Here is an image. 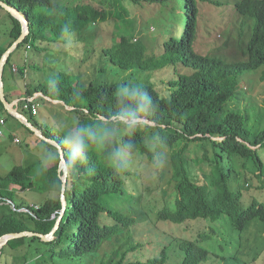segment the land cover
I'll list each match as a JSON object with an SVG mask.
<instances>
[{
	"label": "trees",
	"instance_id": "16d2710c",
	"mask_svg": "<svg viewBox=\"0 0 264 264\" xmlns=\"http://www.w3.org/2000/svg\"><path fill=\"white\" fill-rule=\"evenodd\" d=\"M2 1L29 22V34L14 50L20 52L24 63L16 65L11 53L4 67L3 84L7 74L13 80L16 73L24 77L28 67L34 71L45 68L50 74L44 76L46 79L42 82L27 84L22 97L40 93L43 101L46 98L61 102L77 117L76 127L95 129L105 120L116 125L115 117L121 104L114 94L120 86L147 91L152 109L143 116V122L134 132L121 129L118 133L112 147L123 149L131 145L123 152L126 166L121 169L112 161L108 150L98 151L94 145L82 157L74 159L72 144L66 140L65 132L45 118L39 125L34 119L39 115L25 109L24 101L17 103L16 110L27 116L42 135L57 143L56 146L48 143L55 150L56 166L44 170L40 163H31L14 167L8 175L0 177V237L24 231L45 235L52 230L62 209L58 147L67 165L65 209L52 240L41 241L33 236L11 239L0 249V264H7L5 256L11 251L19 255L22 264L41 257H47L51 264H88L96 256L102 258L98 264H166L173 256H178L181 264H202L212 258L220 259L222 264H256L264 253V202L252 198L249 205H244L242 193L236 192L232 185L235 177L232 159L237 157L243 161V166L256 170L258 179L264 177V159L260 155L264 150V0L233 2L232 11L242 18V25H248V30L241 31L240 26L243 60L230 62L196 50L200 4L209 0H109L117 18L129 15L124 3L158 13L171 7L173 20L166 17L161 20L162 26L169 27L171 32L160 30L161 39L155 54L148 53L147 45L140 38L129 37L121 42L113 39L109 46L101 47L95 74L84 80L80 72H73L74 61L80 59L70 54V50L66 53L67 64L63 59L59 65V59H47L42 68L26 65L25 55L27 51L49 55L54 49L53 43L73 35L75 42H78L77 36L86 38L80 50L83 57L93 53L92 46L86 47V41L92 45L91 35L83 33L107 21L110 16L107 8L90 0ZM210 4L225 7L216 1ZM6 14L11 25L10 46L20 35L22 26L9 12ZM54 28L61 33L57 38L47 34ZM6 49L0 47V57ZM60 49L64 48L60 46ZM6 66L8 72H5ZM256 80L262 83L259 91L240 109L239 97H246L247 87L255 85ZM9 92L4 88L5 99L10 104L13 99ZM258 94L263 95L261 100L256 99ZM0 115L5 117L6 123L7 117H12L1 100ZM10 137L13 142V135ZM190 142L201 144L205 154L199 159L186 157ZM158 144L169 149L178 144L182 146L169 155L175 191L173 205L160 210L157 219L173 224L223 221L225 245L220 249L231 244L235 250L232 254L211 251L208 245L215 240L203 232L196 240L176 238L157 229L151 221L141 223L130 212L110 206L108 201L112 198L130 197L126 185L129 189L136 168L133 160L144 156L153 162V151ZM207 145L210 155H206ZM191 163L196 168L194 172ZM38 181L40 185L36 186ZM12 185L20 192L35 188L42 194L52 193L57 197L46 198L35 210L29 203L14 204L15 193L9 190ZM7 202L28 212L14 210ZM251 226L258 229L257 235L252 236L257 254L250 261H244L238 254L250 240ZM105 242H114L118 247L112 244L110 251L104 254Z\"/></svg>",
	"mask_w": 264,
	"mask_h": 264
},
{
	"label": "rangeland",
	"instance_id": "374dc122",
	"mask_svg": "<svg viewBox=\"0 0 264 264\" xmlns=\"http://www.w3.org/2000/svg\"><path fill=\"white\" fill-rule=\"evenodd\" d=\"M100 6L107 8L110 12V16L106 22L101 23L93 31L88 33H83L84 35L90 34V40L92 45L87 43L86 47H93V53L86 55L84 57L80 54L81 48L84 46L85 39L83 37L77 36L78 42H75L72 37L64 39L62 42L53 43L54 49L49 51V55L42 54L37 55L33 51H27L26 54V65L35 64L44 67L45 60L52 61L53 59H63L62 62L67 64L69 58L66 53L69 51L70 54L76 55L80 61H74L73 72H80L83 80L84 78H92L96 72L98 62L100 60V49L101 47H106L111 44L114 39L116 41H123L129 37L142 39L148 47V53L155 54L158 52L160 37V30L165 29L171 32L169 27L162 26V18H168V20H173L171 7L166 8L162 13H158L153 9L147 7L131 6L124 3V7L128 10V17L117 18L113 13L114 10L110 6L109 0H90ZM211 1H216L220 4H224L225 7H218L210 4ZM235 0H209L201 2L200 4V15L198 24V38L196 42V50L201 53H209L216 56H220L227 62L243 60L242 49L239 42H241V37L239 36V30L241 26V31H247L248 25L244 23L241 24L242 18L234 13L233 2ZM6 10L0 8V15L5 17ZM7 15V14H6ZM53 35L55 38L60 36V31L57 28L52 30V33H47ZM74 40V41H73ZM60 46L64 49H60ZM72 50V51H71ZM77 52V53H76ZM13 62L16 65L21 66L24 63V58L16 53L12 56ZM78 66V69L76 68ZM9 71V67L6 66L5 72ZM50 74L45 68L33 70L32 67H28V73L25 76V81H22V77L19 73L14 74L15 83L22 87V85H27L32 81L42 82L44 76ZM46 79V78H44ZM14 83V82H12ZM262 83H258L256 80L255 85L252 87H247L246 97H239L238 101L240 109L245 106L246 100L255 95ZM241 87L245 90V85L241 82ZM18 88V86H16ZM35 103L38 107V115L34 119L39 124L42 125L43 119H47L58 126L66 134L69 132H74L77 124V117L74 113H71L70 107L64 106L61 102L50 101L46 98L45 101L41 98L40 93H36ZM263 98L262 94L256 96L257 100ZM17 98L14 101H18ZM236 103V102H233ZM232 103V104H233ZM27 115V114H26ZM14 118V117H13ZM13 120V119H12ZM17 125V135L21 139L20 144H15L12 142L10 137V128L5 125L4 133L0 136V177H5L14 167H26L31 163H40V165L46 167L49 162H52V166L55 169L56 155L54 159L45 160V157L54 150L50 142L43 140L37 136L34 132H28L24 125L20 123L16 118L13 120ZM143 122V121H141ZM46 143V144H45ZM49 143V144H48ZM52 146V147H51ZM181 144L174 146L172 149L167 148L163 144H158L154 148V157L157 153H166L167 162L162 167L154 166V162H150L146 157L139 156L136 157L133 162L136 167L133 169V176L130 178L131 184L130 188L127 189V194L130 196L128 199L115 198L108 199L110 206L123 211H128L134 215V217L142 222L151 221L157 229L166 232L171 236L176 238H183L189 240L199 239V233L203 232L214 238L215 242H211L208 248L211 251L219 252L221 255L232 254L235 250L234 247L228 245V248L224 250L220 249L221 245L224 243V226L225 222L209 223L203 220L188 221L182 224H173L171 222H162L157 219V213L163 208H168L173 205L175 198L174 191V181L171 179V169L169 166V155L174 150L181 147ZM206 155H210V147L206 146ZM58 149V148H57ZM55 151V150H54ZM186 157L191 159H199L205 152L203 151L201 144L198 142L188 143V150L186 151ZM261 157L264 159V150L260 152ZM52 166L48 167L50 170ZM59 167V165H58ZM233 171H235L234 181L232 183L233 188L236 192L240 191L243 195L242 202L244 205H249L252 198L259 200V202H264V177L258 179V172L252 170L249 165L247 167L243 166V161L237 157L232 159ZM190 168L192 172L196 171L193 164L191 163ZM46 170V169H45ZM208 181H210L208 179ZM40 185V182L36 186ZM9 190L14 191L13 201L14 204H19L21 202L29 203L31 205H38L42 203L46 198H56L57 195L52 193H40L36 191L35 188L31 191L15 192L17 188L15 186H10ZM19 190V189H18ZM20 198H18V197ZM142 214V215H141ZM132 215V216H133ZM213 230L214 232H211ZM258 229L251 226L248 235V242L240 249V257L244 261H250L253 256L257 254V250L254 249V239L252 238L257 235ZM112 244L114 242H105L102 250L104 254L110 251ZM118 247V244H114ZM153 250V248H151ZM260 252L258 253V255ZM260 260H256V264H264V253ZM257 255V257H258ZM34 256V255H33ZM21 260V258H19ZM102 261L101 257L96 256L95 259L88 264H98ZM22 260H15L11 264H22ZM28 264H51L47 257H41L39 259L33 258ZM166 264H181L180 258L171 257ZM202 264H222L220 259H210L206 263Z\"/></svg>",
	"mask_w": 264,
	"mask_h": 264
},
{
	"label": "clouds",
	"instance_id": "9594fccd",
	"mask_svg": "<svg viewBox=\"0 0 264 264\" xmlns=\"http://www.w3.org/2000/svg\"><path fill=\"white\" fill-rule=\"evenodd\" d=\"M114 96L117 102L121 104L120 111L115 117L118 121L116 125H112L105 120L99 123L95 129L77 126L74 132L66 134V140L72 144V156L74 159L82 157L90 146L94 145L98 151L108 150L112 161L116 163L118 168L123 169L126 166L123 152L126 149H130L131 145H125L123 149L112 146L115 144L121 129L132 133L138 128L143 116L152 109V99L144 89L130 86L118 87ZM54 158L55 151L52 150L45 157V160ZM153 162L156 167L164 166L167 162V154L163 152L157 153Z\"/></svg>",
	"mask_w": 264,
	"mask_h": 264
},
{
	"label": "water",
	"instance_id": "95a60500",
	"mask_svg": "<svg viewBox=\"0 0 264 264\" xmlns=\"http://www.w3.org/2000/svg\"><path fill=\"white\" fill-rule=\"evenodd\" d=\"M0 7L5 9L7 12H9L13 17H15L21 24V33L18 36L16 40L12 42V44L4 51L2 56L0 57V100L4 105V108L10 114L12 117L16 118L19 122H21L24 126L28 127L30 131L34 132L37 136L42 138L43 140H46L47 142H50L51 144H54L55 146L57 143L53 140L48 139L46 136L42 135V133L34 127L27 116L20 113L19 111L13 109L9 103H7L5 96H4V88H3V71L4 67L6 65L7 59L10 56V54L13 52V50L16 49V47L22 43V41L25 39V37L29 34V22L28 19L22 15H20L12 6L7 5L2 0H0ZM58 153H59V167H58V175L62 180V186H61V194H60V200L62 209L60 212V215L56 219V222L52 228V230L48 234H38L33 231H24L21 233H15V234H9L0 237V249L11 239L15 238H22V237H38L41 241H50L54 237V233L56 229L59 226L61 217L63 215L64 209H65V199H64V193H65V187H66V179H67V165L64 158V155L62 153V150L58 147Z\"/></svg>",
	"mask_w": 264,
	"mask_h": 264
},
{
	"label": "crops",
	"instance_id": "0c3cea01",
	"mask_svg": "<svg viewBox=\"0 0 264 264\" xmlns=\"http://www.w3.org/2000/svg\"><path fill=\"white\" fill-rule=\"evenodd\" d=\"M10 29H11V25L9 24V22L6 20V18L4 16L0 15V47L1 48L6 49L7 47H9L11 39L9 38L8 34L10 32ZM12 53H14V54L16 53L17 55H21L20 52H17V51L14 52V50ZM13 66H15V64ZM25 76L22 77V81H25ZM6 78H7L6 83L3 85H4V88H7L8 90H10L9 93L13 99L12 100V103H13L15 99H17L19 97L22 98L26 85L24 84V85H22V87H19V85L17 83H15V79L10 80L9 74H7ZM12 82H14V83H12ZM16 86H18V88H16ZM12 119L14 120V118H12V117H7V125L10 128V135L12 134V135L19 137L17 135L18 125ZM51 164H52V162H49L46 165V167H44V166H42V167L44 168V170L45 169L47 170L48 167L52 166ZM15 187L18 188L17 186H15ZM18 192L21 193L20 191H18ZM18 198H20V197H18ZM5 260H6L7 264H11L15 260L21 261V260H19V255L17 253H14L13 251L6 254Z\"/></svg>",
	"mask_w": 264,
	"mask_h": 264
},
{
	"label": "built area",
	"instance_id": "2783aa9c",
	"mask_svg": "<svg viewBox=\"0 0 264 264\" xmlns=\"http://www.w3.org/2000/svg\"><path fill=\"white\" fill-rule=\"evenodd\" d=\"M36 95L37 94H34L32 97H22L18 101H14L13 103L11 102L10 106L13 109L14 108L16 109L17 103L19 101H24V108L30 109L31 113L33 115H38L39 111H38L37 104L35 103ZM39 96H41V95H39ZM5 120H6L5 117L0 115V136H2L4 133V129H5V125H6ZM13 142L18 144L20 142V139L17 136L13 135ZM7 203H9L14 210H18L19 212H28V209H26V208L16 209L15 206L11 202H7ZM30 207L35 209V210H38L39 206L38 205L34 206V205L30 204Z\"/></svg>",
	"mask_w": 264,
	"mask_h": 264
}]
</instances>
